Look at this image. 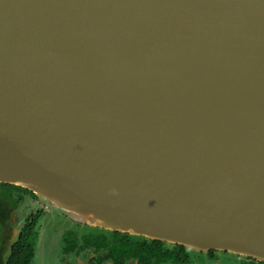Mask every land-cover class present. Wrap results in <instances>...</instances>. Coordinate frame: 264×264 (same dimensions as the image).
Instances as JSON below:
<instances>
[{"label": "water", "instance_id": "95a60500", "mask_svg": "<svg viewBox=\"0 0 264 264\" xmlns=\"http://www.w3.org/2000/svg\"><path fill=\"white\" fill-rule=\"evenodd\" d=\"M0 183L264 262V0H0Z\"/></svg>", "mask_w": 264, "mask_h": 264}, {"label": "flooded vegetation", "instance_id": "af4514ba", "mask_svg": "<svg viewBox=\"0 0 264 264\" xmlns=\"http://www.w3.org/2000/svg\"><path fill=\"white\" fill-rule=\"evenodd\" d=\"M43 198L34 193H24V198L5 221L6 249L18 241L28 223H33L36 242L31 264H215L231 257L232 264H264L256 259L224 251H196L160 240H152L130 233L95 227L67 218L47 217L45 233L40 235L39 222L42 211L29 215L24 223L17 225L16 211L27 198ZM43 250V252H41Z\"/></svg>", "mask_w": 264, "mask_h": 264}, {"label": "trees", "instance_id": "16d2710c", "mask_svg": "<svg viewBox=\"0 0 264 264\" xmlns=\"http://www.w3.org/2000/svg\"><path fill=\"white\" fill-rule=\"evenodd\" d=\"M24 193L32 192L19 186L0 183V264H31L34 257L36 237L33 230L36 219L33 223H28L18 241L12 244L9 250L6 249L8 237L5 232V221L10 219L12 212L23 200Z\"/></svg>", "mask_w": 264, "mask_h": 264}, {"label": "rangeland", "instance_id": "374dc122", "mask_svg": "<svg viewBox=\"0 0 264 264\" xmlns=\"http://www.w3.org/2000/svg\"><path fill=\"white\" fill-rule=\"evenodd\" d=\"M38 211H42V217L39 222V227L38 229L40 230V235L43 236L45 233V225H46V220L47 217L50 215L52 216L53 219H61L62 216L60 213L65 215L67 218L73 219V216H70L69 214L64 213L62 210L57 208L56 206L52 205L49 202L43 201L40 198H36V200H31V198H27V200L22 203L19 207V210L16 211V220H17V225L21 227V225L24 223L25 219L31 215L34 214ZM77 221V220H76ZM43 252V250L41 251ZM234 260H231V257L223 258L220 262L215 261V264H232ZM39 264H43V260L39 259L37 261ZM203 264H207V262H204ZM211 264V263H210ZM213 264V263H212Z\"/></svg>", "mask_w": 264, "mask_h": 264}]
</instances>
